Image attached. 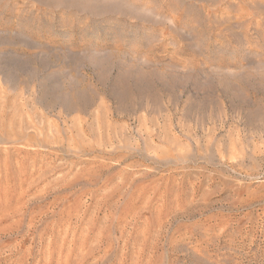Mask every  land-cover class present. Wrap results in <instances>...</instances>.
Instances as JSON below:
<instances>
[{
  "label": "rangeland",
  "instance_id": "1",
  "mask_svg": "<svg viewBox=\"0 0 264 264\" xmlns=\"http://www.w3.org/2000/svg\"><path fill=\"white\" fill-rule=\"evenodd\" d=\"M0 264H264V0H0Z\"/></svg>",
  "mask_w": 264,
  "mask_h": 264
}]
</instances>
